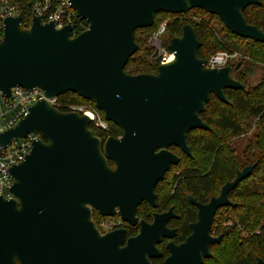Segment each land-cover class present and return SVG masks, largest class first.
<instances>
[{
	"label": "water",
	"instance_id": "obj_1",
	"mask_svg": "<svg viewBox=\"0 0 264 264\" xmlns=\"http://www.w3.org/2000/svg\"><path fill=\"white\" fill-rule=\"evenodd\" d=\"M89 27L72 37L73 26L61 29L33 16L29 28L23 14L5 18L0 41V90L40 88L46 98L30 105L14 126L0 132V147L37 135L25 159L9 168L12 197L0 194V264H153L163 254L157 245L176 232L167 227L172 210L142 222L138 236L126 244L125 232L104 235L93 221V210L136 225L143 201L156 207V185L180 158L168 149L179 147L192 157L190 132L210 130L201 115L214 95L228 103L226 90L246 91L233 77V67L209 68L200 58L202 46L192 24L168 46L174 59L154 74L125 71L139 46L136 31L154 25L160 12L184 14L203 9L217 15L235 35L264 44V31L250 24L245 10L262 0H69ZM74 93L92 101L107 122L122 131L105 143L91 129V118L64 111L48 99ZM112 161L115 167L110 165ZM257 163L237 170L218 196L201 204L191 235L170 242L165 264H204L221 208L236 204L230 194L252 176ZM258 264H264L259 259Z\"/></svg>",
	"mask_w": 264,
	"mask_h": 264
},
{
	"label": "trees",
	"instance_id": "obj_2",
	"mask_svg": "<svg viewBox=\"0 0 264 264\" xmlns=\"http://www.w3.org/2000/svg\"><path fill=\"white\" fill-rule=\"evenodd\" d=\"M23 3L25 0H14ZM261 6H250L245 10L247 21L264 31V0ZM194 12L196 19L184 21V15ZM184 14L160 12L156 15L154 25L136 31V42L140 44V32L148 33L150 38L159 29L161 16L166 20L167 33L163 39L168 48L170 41L182 34L185 24H192L202 46L198 51L200 58L210 60L219 52L245 55L254 64L264 66V44L232 34L222 20L203 9H193ZM27 18L29 17L26 14ZM145 51V49H144ZM139 47L136 54L129 60L125 71L131 75L154 74L160 65L151 56L142 53ZM233 77L246 86L242 90H226L228 103L218 100L212 95L205 113L201 115L210 130L197 129L189 133L188 142L192 147L193 158L183 159L181 172L172 179L177 183L176 199L179 206L187 205V194H193L202 203H207L217 196L221 188L236 177L237 169L257 163L251 177L243 181L232 193L231 199L237 203L235 208L221 210L215 220L213 232L224 236L221 244L214 247V256L206 264H257L264 259V78L254 86L247 85L250 65L245 61L231 64ZM78 104H90L99 111L92 101L85 100L77 94L67 93L60 97V109L68 111L69 107ZM110 130L105 131L91 125L95 135L106 138L120 135V130L110 123ZM252 133V139L245 147L241 157L234 142ZM191 163L192 166H188ZM226 219V220H225ZM194 218H187L182 224L181 237H185L190 229L189 223ZM228 223L226 226L225 224ZM230 224V225H229Z\"/></svg>",
	"mask_w": 264,
	"mask_h": 264
},
{
	"label": "built area",
	"instance_id": "obj_3",
	"mask_svg": "<svg viewBox=\"0 0 264 264\" xmlns=\"http://www.w3.org/2000/svg\"><path fill=\"white\" fill-rule=\"evenodd\" d=\"M23 14V26L29 28L33 16H39L44 23L54 22L58 29L72 25V37L86 31L89 23L79 18L76 11L71 8L69 0H25L23 3L14 0H0V41L4 35V20L9 15ZM26 14L29 16L27 18ZM167 33V22L161 24L159 29L152 35L150 42L157 48L153 57L159 64L170 62L173 54L164 46L163 39ZM233 55L227 52H221L207 61L209 68H221L230 65ZM46 98L40 88L28 90L22 87L12 89L11 96L5 95L0 90V132L14 126L25 114L28 107L35 102ZM55 107L60 109V97L48 99ZM68 111H77L84 113L91 118L92 124L96 128L106 129L107 121L101 116L95 108H82L79 104L72 105ZM91 124V125H92ZM37 135L29 134L26 138L15 139L7 149L0 147V194L6 198H11V188L13 179L9 173L12 165L18 164L25 159V155L30 151Z\"/></svg>",
	"mask_w": 264,
	"mask_h": 264
},
{
	"label": "flooded vegetation",
	"instance_id": "obj_4",
	"mask_svg": "<svg viewBox=\"0 0 264 264\" xmlns=\"http://www.w3.org/2000/svg\"><path fill=\"white\" fill-rule=\"evenodd\" d=\"M110 128H111L110 122H107V128L104 130L109 131ZM117 128L120 130L119 127H117ZM120 132H121L120 135H110L106 138H103V137L98 136V135L97 136L103 141V143H105L109 137L121 138L122 131L120 130ZM188 145H189V142H188ZM168 150L180 158V163L178 165H172L170 170L168 172H166V174L164 175V178L162 180H160L158 182V184L156 185V188H155V194L157 196L156 207H153L149 201H143L140 205H138L137 210H136V218L138 219V222L136 223V225H133L130 222L124 221L120 215V210L118 207L116 208V213L113 216H107V217L102 216L97 210H93V221L95 222L96 227L100 231V233L102 235H104V234L109 233V232L123 230L125 232V235H124L125 243L124 244H126V242L130 238H134L140 234L141 228H142V222L153 224L155 221L156 215L165 214V213H168L170 210H172L174 216L168 220L167 227L171 230H174L176 232V235L172 239L163 238L162 242L157 245L159 251L163 254V256L160 258L151 259L153 264H165V260L170 254L168 249H167L168 244L170 242H174L176 244H181V243L185 242L186 239L191 235L192 230H191L190 226H191V224H193L197 221L199 209L197 206L190 203V201L188 199L189 196L192 195L197 200V202H199L201 204H207L211 200L210 199L207 203H202L193 194H187V197H186L187 205L182 206V207L179 206V203L176 199V189L178 188V185H177V183L173 184L171 182H172V179H174L175 176H178L181 172L180 165H181V162L183 160L182 155L185 156L186 158H193V151H192V147H191L192 157H189L177 146H171V147H169ZM110 165L112 167H115V165L112 161H110ZM174 168H179V172H177L176 174L171 176L170 182L168 184L167 179H168L169 175H171L170 173ZM237 170H241V169H237ZM220 192H221V190H220ZM220 192H219V194H220ZM230 200L232 201L231 194H230ZM232 203L236 204V206H237V203H235L233 201H232ZM228 208H233V207L227 206V207L221 208L220 210H218L217 214L221 210H225V209H226L225 212H227ZM217 214H216V216H217ZM216 216L214 218V222L212 225L211 236L215 237V238L222 236V239L219 243H215V244H212L210 246L212 257L209 259H206L204 264H206L207 261H209L210 259L213 258L214 247L221 244L223 241V238H224V236L222 234L218 235V234H215L213 232ZM187 218H194V220L189 223V229H190L189 233L185 237L182 238L181 237L182 224L185 223V220H187ZM115 219L118 220V224L114 223ZM104 223H107V225L104 226ZM225 225L227 226L228 223H226ZM257 264H258V261H257Z\"/></svg>",
	"mask_w": 264,
	"mask_h": 264
},
{
	"label": "rangeland",
	"instance_id": "obj_5",
	"mask_svg": "<svg viewBox=\"0 0 264 264\" xmlns=\"http://www.w3.org/2000/svg\"><path fill=\"white\" fill-rule=\"evenodd\" d=\"M197 16L198 15L196 13L190 12V13L184 15L183 20L187 22L189 20L196 19ZM159 20L162 22L165 20V22H166V20H172V18L167 17V16H161V18ZM165 22H163V23H165ZM138 36L142 38V42L140 44H138V46L143 49L142 53L147 55L146 60L150 61L151 56L157 51V48L150 42L151 38H150V36H148V33L140 32L138 34ZM144 49H145V51H144ZM219 53H221V52H219ZM227 53H229V52H227ZM232 55H233V57L230 60L231 64H235V63H239L241 61H245V65L247 63H248V65H250V73H248L247 85L249 87H254V86L258 85L261 82V80L264 78V66L262 64H254L250 59H248L243 54L236 52L235 54H232ZM79 105L82 108H86V107L90 106V104H79ZM252 136L253 135L251 133V134H248V135H246V136H244V137H242V138H240L234 142V146L237 148L238 153L241 157L244 156L245 147L247 146L248 142H250V140L252 139ZM182 157L185 161L188 159L183 155H182ZM187 165L192 166L191 163H187ZM177 172H179V168H174L171 171V173H170L171 175H169V177L167 179L168 184L170 182L171 176H173ZM114 223L118 224V220L115 219ZM106 225H107V223H104V226H106Z\"/></svg>",
	"mask_w": 264,
	"mask_h": 264
},
{
	"label": "bare ground",
	"instance_id": "obj_6",
	"mask_svg": "<svg viewBox=\"0 0 264 264\" xmlns=\"http://www.w3.org/2000/svg\"><path fill=\"white\" fill-rule=\"evenodd\" d=\"M174 59V57H171L170 62Z\"/></svg>",
	"mask_w": 264,
	"mask_h": 264
}]
</instances>
